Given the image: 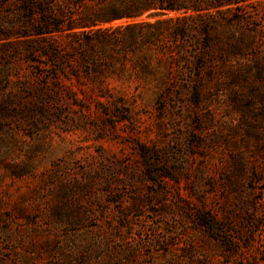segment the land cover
I'll return each mask as SVG.
<instances>
[{
    "label": "rangeland",
    "instance_id": "374dc122",
    "mask_svg": "<svg viewBox=\"0 0 264 264\" xmlns=\"http://www.w3.org/2000/svg\"><path fill=\"white\" fill-rule=\"evenodd\" d=\"M163 2L0 0V264H264V0Z\"/></svg>",
    "mask_w": 264,
    "mask_h": 264
},
{
    "label": "trees",
    "instance_id": "16d2710c",
    "mask_svg": "<svg viewBox=\"0 0 264 264\" xmlns=\"http://www.w3.org/2000/svg\"><path fill=\"white\" fill-rule=\"evenodd\" d=\"M171 2H172V0H171ZM140 4L143 5V7L145 9H154V10H159V9L176 10V9L180 8V7H178L176 5H173V4H170V6H166L164 4L163 0H140ZM161 22L162 21L158 20L155 23L146 24V25L149 26V27H155V26L161 24ZM57 25H59V24H57ZM77 25L78 26H84L85 24L78 23ZM142 26H144V25L141 24V23H137V24H134V25H128L127 28H141ZM70 27H73V26H70ZM52 29L57 30V28H52ZM50 31H53V30H50ZM97 39L98 40H94L93 37L86 36L85 38L80 40V44H97L95 41H98V43H100V44L104 42V39L101 36L97 37ZM129 40H126L127 41L126 44H130L131 42L135 41L134 39L133 40L131 39L132 41H129ZM122 42L125 43V41H123V40H122Z\"/></svg>",
    "mask_w": 264,
    "mask_h": 264
}]
</instances>
